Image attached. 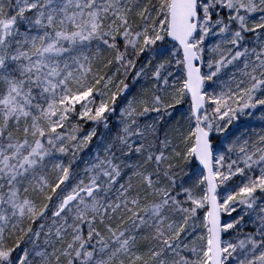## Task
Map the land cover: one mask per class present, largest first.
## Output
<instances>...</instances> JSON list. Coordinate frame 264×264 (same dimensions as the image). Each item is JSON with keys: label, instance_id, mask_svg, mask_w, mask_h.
<instances>
[{"label": "snow or ice", "instance_id": "6c2138e0", "mask_svg": "<svg viewBox=\"0 0 264 264\" xmlns=\"http://www.w3.org/2000/svg\"><path fill=\"white\" fill-rule=\"evenodd\" d=\"M0 264H264V0H0Z\"/></svg>", "mask_w": 264, "mask_h": 264}]
</instances>
